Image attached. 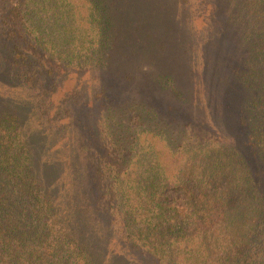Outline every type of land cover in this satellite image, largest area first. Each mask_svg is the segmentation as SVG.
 Instances as JSON below:
<instances>
[{
	"label": "trees",
	"instance_id": "obj_1",
	"mask_svg": "<svg viewBox=\"0 0 264 264\" xmlns=\"http://www.w3.org/2000/svg\"><path fill=\"white\" fill-rule=\"evenodd\" d=\"M0 3L2 25L11 23L0 33V91L17 90L15 102L0 93V264H264V0H208L203 9L210 22H230L241 50L220 84L226 98L232 92L234 105L221 111L229 128L215 120L222 104L202 102L208 126L232 142L152 129L127 116L138 103L108 102L103 151L88 155L72 112L88 88L79 91L76 77L66 90L59 74L66 63L99 66L102 47L112 50L102 0H88L89 21L83 11L75 34L72 0ZM40 32L46 54L31 51ZM42 144L54 153L45 165Z\"/></svg>",
	"mask_w": 264,
	"mask_h": 264
},
{
	"label": "rangeland",
	"instance_id": "obj_2",
	"mask_svg": "<svg viewBox=\"0 0 264 264\" xmlns=\"http://www.w3.org/2000/svg\"><path fill=\"white\" fill-rule=\"evenodd\" d=\"M102 2L104 5L102 17L110 20L109 28L104 31L105 38L112 36L115 39L112 50L106 48L107 44L101 49L104 65L66 63L63 64L64 72L59 74L66 90H70L71 85L76 82V77L80 79L79 91L82 92L81 86L88 88V91L78 93L74 101L72 100L73 121L76 122L77 131L74 139L77 148H81L83 153L87 152V155L89 150L103 151L105 138L101 137L100 117L106 113L108 102L113 106L119 103L118 107L138 103L139 105L134 107V112L129 111L127 116L133 115L132 118H136L138 124L142 123L152 129L157 127L168 134V130L207 133L211 136H221L224 142H232L233 137L229 131L218 132V129L208 126L212 124L207 122L202 103L204 98H207L215 104H222L215 114V120L229 128V117H225L223 113L227 114L228 109L234 105L230 100L232 92L227 90L226 93H231H227L226 98L223 95L225 90L220 89V84L225 77L228 80V76L231 78L229 72L234 68L236 56L240 57L241 52L236 38H232L230 33L232 32L230 22L225 23L222 18L220 19V14L216 21L210 22L208 15L203 11L208 0H102ZM72 3L71 11L66 16L69 15L68 19L71 20L69 28L75 34L76 21L81 18L80 14L83 11L89 21L90 7L88 0H72ZM2 17L0 13V33L4 29L7 30L6 25L11 24L8 22L2 25ZM37 36L39 40L36 44L33 42L32 34L27 33L24 37L26 42L31 41L32 45L34 44L31 51L39 54L48 53L51 45L46 40V34L40 32ZM15 37L14 34V39ZM87 37L89 35L86 33L84 42L88 41ZM17 39L19 38L16 37ZM28 46L27 44V49ZM85 46L86 43L82 51ZM105 64L107 67H104ZM47 66L56 67L50 63ZM87 69L91 71L82 75L81 73ZM6 86L9 89H2L0 93L15 102L12 95L16 87L13 84ZM193 86L195 93L190 95ZM207 86L209 90H206L208 94L206 96L203 95L202 88ZM123 101L125 105L121 104ZM224 104L228 109L225 110ZM116 113L119 115V110H116ZM129 124L134 126L131 120ZM38 148L41 150L38 160L45 165L49 160L45 152L52 155L53 150L51 152V148L46 144ZM94 241L96 239L89 243ZM105 258V264L125 263H119L118 258Z\"/></svg>",
	"mask_w": 264,
	"mask_h": 264
}]
</instances>
